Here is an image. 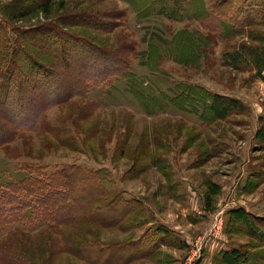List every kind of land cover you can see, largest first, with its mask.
Masks as SVG:
<instances>
[{
  "label": "rangeland",
  "instance_id": "obj_1",
  "mask_svg": "<svg viewBox=\"0 0 264 264\" xmlns=\"http://www.w3.org/2000/svg\"><path fill=\"white\" fill-rule=\"evenodd\" d=\"M44 1L0 0V88L4 77L19 73L17 67L10 70L12 59L33 58L22 55L20 46L43 58L54 44L46 41L47 47L39 38L31 43V37L68 38L62 32L102 49L123 45L138 76L137 82L115 77L92 84L86 96L48 108L43 127L23 130L0 147V183L22 174L26 164L52 172L78 163L106 171L116 192L134 205L124 215L119 208L123 216L117 222L102 218L96 208L90 218L100 221L75 223L83 228L71 227L65 234L84 230L93 249L85 250L84 259L82 251L68 252L61 242L52 264H225L221 252L238 248L264 257V69L258 62L230 59L234 51L244 60L243 49L264 47V17L245 33L221 38L205 26V19L143 17L149 0H54L49 16L37 9ZM243 1L257 2L245 6L254 15L264 11V0L215 3L237 13ZM215 3L195 0L191 13L209 11ZM99 9L107 22L102 29L87 14ZM62 62L53 60L51 80L54 72L64 77ZM41 70L34 81L44 78ZM185 86L242 103L221 98L217 108L227 109L219 118L202 121L196 112L176 105ZM79 114L86 118L76 121ZM46 225L39 221L26 228L38 231ZM17 226L0 227V242ZM154 242L159 247L147 253ZM258 261L264 264V259Z\"/></svg>",
  "mask_w": 264,
  "mask_h": 264
},
{
  "label": "trees",
  "instance_id": "obj_2",
  "mask_svg": "<svg viewBox=\"0 0 264 264\" xmlns=\"http://www.w3.org/2000/svg\"><path fill=\"white\" fill-rule=\"evenodd\" d=\"M194 3L195 0H149L146 1L148 8L142 15L146 17L162 14L174 19L183 17L205 19V26L221 38L245 33L246 27L261 23L263 21L261 17H264V11L262 14L254 15L253 10H246L248 9L246 5H256L257 2L243 1L237 13H231V7H224L220 4L221 2L215 3V0L211 10L202 12L195 10L196 12L191 13ZM54 5V0H45L37 9L49 16L52 14ZM184 11L190 14L184 15ZM87 12L88 20L97 28L106 27L107 22L100 17L103 14L100 9ZM28 14L24 13L22 16L26 17ZM52 25L59 28L58 23H52ZM62 33L61 36L68 38L61 39L57 36L50 38L49 36V39H46L45 35H35V38L29 36L32 39L31 43H35L36 38H39L44 41L42 45L49 47L50 43L54 44L53 51L50 50L51 55L42 53L43 58L36 57L22 45L20 53L33 58L27 61L28 58L21 60V57L20 60L16 57L12 59L13 64L10 70L15 67L14 71L17 67L19 73L15 72L14 75L10 73L11 76L4 77L1 86L5 89L0 93V147L14 141L23 130L43 127L48 108L63 104L73 96H86L88 88L94 83L106 84L115 77L133 79L137 82L138 76L133 71L129 59L122 52L123 45L113 49H102L91 41L81 42L82 38L78 36ZM25 34L28 36V32ZM39 34L42 35V33ZM46 41L49 45L45 43ZM81 45L85 47L78 48ZM197 51L196 48L192 56L197 54ZM243 51L246 54L244 60L241 59L243 57L239 55V51H234V58L229 55L231 61L258 62V68L264 69V47L245 48ZM16 52L18 53V50L15 51V55ZM259 53L260 56H258ZM256 55L257 58H253ZM59 59L63 61L62 75H65L59 79L56 77L59 76L57 72H54L53 80H51V74L54 71L51 67L53 60ZM27 63H32V68ZM40 70L44 73V78L42 81H34L33 75L40 73ZM23 74L25 77L19 80ZM185 87H182L181 93L176 96L179 97L175 98L176 105L182 110L196 112L202 121L219 118L227 109L226 107L217 108L221 98L242 103L239 98H229L227 95L222 96L211 90L196 91L192 87ZM85 118V114H79L75 120L80 122ZM89 134L94 137L93 132ZM70 140L73 141V138H70L68 142ZM46 169L40 165L26 164L22 174L10 175L0 183V227L20 224L1 240L0 264H52L58 250L63 248L61 242H64L68 252L77 251V249L82 251L81 256L86 259L84 252L89 247L93 249L91 245L93 242L88 241L84 230L76 235L65 234V231H69L71 227L83 228L78 224H87L88 220L97 222L99 218L98 220L90 218L96 208H98V214L99 212L102 214L100 215L102 218L104 216L109 219L111 216L113 218L110 222H117L120 217L132 210V206L134 207L133 203L128 202L126 198L120 196L119 192H116L114 185L110 184L112 182L108 173L102 169H92L78 163L65 164L52 172ZM207 205H209L208 202ZM119 208L122 210V216L118 215ZM39 221L46 222L44 229L30 231L26 228L27 224H35ZM106 221L109 223L108 220ZM75 223L78 224L74 225ZM102 224L106 225L104 222ZM162 226L168 228L165 224ZM85 230L89 232V229L85 228ZM143 241L145 245H148L147 238ZM158 247L154 242L151 246L149 244L145 251L148 253ZM236 250H223L222 263L260 264L258 260L264 259L258 253L246 254L239 251V248L238 252ZM137 255L140 254L137 253Z\"/></svg>",
  "mask_w": 264,
  "mask_h": 264
}]
</instances>
